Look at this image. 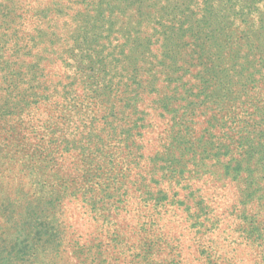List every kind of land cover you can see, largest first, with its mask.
Returning a JSON list of instances; mask_svg holds the SVG:
<instances>
[{
	"label": "rangeland",
	"instance_id": "374dc122",
	"mask_svg": "<svg viewBox=\"0 0 264 264\" xmlns=\"http://www.w3.org/2000/svg\"><path fill=\"white\" fill-rule=\"evenodd\" d=\"M201 4L0 0V264H264L260 12L206 99L143 61Z\"/></svg>",
	"mask_w": 264,
	"mask_h": 264
},
{
	"label": "trees",
	"instance_id": "16d2710c",
	"mask_svg": "<svg viewBox=\"0 0 264 264\" xmlns=\"http://www.w3.org/2000/svg\"><path fill=\"white\" fill-rule=\"evenodd\" d=\"M201 2L199 6L201 12L191 11V16L198 12L197 18L192 19V23H189L190 17L187 19L185 17L187 14L182 11L173 13L171 17L159 23L156 33L159 38L154 36V39L147 41L143 61L150 66L146 70L154 74H162L171 83L177 81L178 83H174L176 85H180L190 65H200L197 73L198 83H202L200 96L206 99L211 94L203 93V88H206L210 74L216 68L213 67L214 63L211 60L214 55L221 53V50L214 51L213 46L222 47L219 45L223 43L222 41L226 44H236L239 33L242 32L241 27L246 28L244 29L246 33L253 29L248 19L258 12H260L259 19L263 18V23L260 21L257 26L261 30L264 27V9L258 5L259 0H201ZM186 7L189 9L191 6L186 4ZM145 18H148V23H154L151 16ZM137 31L140 29L138 28ZM157 40H159L158 46L153 49ZM244 47L249 48V45ZM231 50L234 52L233 48ZM202 73L203 77H200ZM219 81V85H222V79ZM235 117L233 113L228 114V119L231 121Z\"/></svg>",
	"mask_w": 264,
	"mask_h": 264
}]
</instances>
